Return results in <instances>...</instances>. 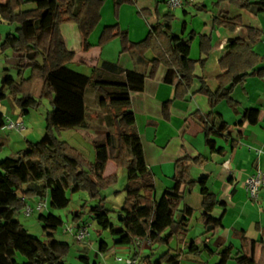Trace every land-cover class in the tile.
Here are the masks:
<instances>
[{
    "label": "trees",
    "instance_id": "trees-1",
    "mask_svg": "<svg viewBox=\"0 0 264 264\" xmlns=\"http://www.w3.org/2000/svg\"><path fill=\"white\" fill-rule=\"evenodd\" d=\"M136 0H114L117 10L122 4H134ZM254 14L264 12V1L255 0H217L214 8L223 3ZM34 4L32 9H23ZM104 6L103 0H6L0 1V25H17L15 33L8 34L2 49H12L18 58L19 81L4 75L1 80L0 101L13 96L21 116L26 117L31 110L41 106L42 99L49 100L51 111L46 118V133L42 140L30 144L28 149L19 152L17 157H8L0 163V264H67L71 251L69 243L56 240L55 233L64 225L60 217L51 213H39L38 221L48 242L35 238L17 219V215L27 205V200L47 199L53 210H65L71 204L70 195L86 192L98 204L90 209L91 218L99 227V234L109 231L115 246H135L139 240H148L152 246H170L188 231L194 217V210L186 203V191L199 187L203 197L202 215L199 221L205 226L207 234L215 233L222 227L224 214L217 219L212 216L217 207L225 208L216 195L208 188V178L198 182L190 177L194 164L207 160L199 157H185L175 164L172 178L173 186L167 188L162 197L156 199L155 176L145 159L143 142L139 134L136 117L132 111V94L143 92L146 74L136 71L124 72L117 65L105 63L93 70L90 76L69 68L76 54L64 40L61 27L75 24L84 37L85 51L91 50L89 39L99 23ZM157 12V11H156ZM151 28L145 40L133 43L128 34L119 26L103 30L98 46L104 48L116 39L121 41V54L128 53L143 60L148 53L153 55L149 77H154L157 69H167L165 81L176 87L174 101L184 100L195 84L200 88L195 94L208 98L211 112L208 115L195 113L202 124L205 143L211 154H224L217 148L213 138L229 139L225 135L228 124L215 112L217 106L226 102L238 113L240 107L232 98L237 87H244L249 78L264 79V68L260 67L261 57L254 51L255 45L263 38L262 31L247 27V39H229L225 45L226 55L219 62L223 74L218 78V88L213 91L204 77L196 75L199 66L204 70L213 50L212 35L200 37V51L203 58L195 61L182 56L183 50L190 47L191 40L174 35L167 29L174 16L170 13L161 17ZM213 30L224 29L234 33L244 27L242 17L232 18L220 13L212 19ZM182 51V52H181ZM31 70L29 78L25 73ZM113 73L112 75H108ZM37 82L43 83L39 100L33 97ZM95 93L101 107L107 108L110 115L107 124L114 130L105 138L93 142L95 162H90L65 141L59 140L57 133L75 129H90L92 120L87 103L88 94ZM173 102L164 104L165 109ZM259 110L248 109L243 118L249 124L257 125ZM97 119H100L98 116ZM6 125L0 114V130ZM6 141L0 139V151ZM234 148V143H232ZM113 163L117 169L127 172L124 187L126 199L118 212L119 226L112 223V211L106 207L103 191L117 183L118 176H105L104 165ZM34 202V203H36ZM82 212L73 217L78 227H82ZM101 236V235H100ZM233 247L229 246L219 254L217 264L232 261ZM109 243L99 244V253L106 254ZM29 253V260H18L19 254ZM188 253L201 255L203 250L192 243ZM138 258V254L134 255ZM151 258L147 261L150 262ZM180 255L168 250L155 264H179ZM83 264H91L88 256L80 257ZM236 264H264V247L259 263L254 258L242 255L235 259Z\"/></svg>",
    "mask_w": 264,
    "mask_h": 264
},
{
    "label": "crops",
    "instance_id": "crops-1",
    "mask_svg": "<svg viewBox=\"0 0 264 264\" xmlns=\"http://www.w3.org/2000/svg\"><path fill=\"white\" fill-rule=\"evenodd\" d=\"M0 1L4 3L6 0ZM103 1L101 22L89 39L92 46L90 51H85L84 37L75 24H65L61 27L67 47L76 54L74 61L69 64V68L90 76L94 69H99L103 64L108 63L117 65L124 72L136 71L146 74L143 92L133 93L131 99L132 111L135 114L137 128L143 142L146 163L155 176L156 199L159 200L166 189L173 186L172 178L178 160L185 157L192 159L202 157L207 161L200 165H192L190 177L196 182L207 177L210 192L216 195L226 207L215 208L212 216L219 219L224 214L223 225L215 233L207 234L205 226L199 221V217L203 213L201 208L203 197L200 188L197 187L193 191L185 192L186 203L194 210V217L188 231L178 239H174L168 249L159 250L152 246L148 240H142L137 250H133L131 246L113 247V238V241L109 243L110 250L106 254H102L99 253V244L103 241L104 235L103 233L99 234L98 230V242L90 241L86 246H79L80 257L88 256L91 264H117L116 257L119 255L128 257L138 254L139 264H155L170 249L173 255H180L179 264H217L219 254L227 247L232 246L234 248L232 259L235 260L246 255L259 263L264 247V189L260 192L259 199L255 201L250 198L245 181L257 170H264V79L249 78L243 88L237 87L234 90L232 98L240 106L238 113L231 109L226 102L217 106L215 112L219 113L228 124L225 135L229 136V139L227 141L218 137L213 138L217 143V148L224 150V154L212 155L205 143L203 126L195 118L196 112L201 115H208L211 112L208 98L201 94H195L200 88L199 84H195L191 93L184 100L174 101L176 87L166 83L167 69L164 66L157 69L154 77H149L152 67L148 62L153 60L151 53L140 60L128 53L121 54L122 45L119 39L104 48H100L98 43L103 30L112 26H119L121 31L128 34L131 42L139 43L146 39L151 28L157 24V12L161 17L170 13L174 16V21L167 26V29L178 37L187 41L191 40L190 47L181 51L185 58L195 61L203 58L200 51V37L212 35L213 50L210 58L204 70L197 67L196 75L204 77L209 87L215 91L218 88L217 80L223 74L219 62L226 55L225 45L229 39L235 37L246 40L247 27L256 28L263 33L262 41L255 45L254 51L261 57L260 67L264 68V12L254 14L240 10L227 2L221 4L219 8H214L217 0H183L182 6L175 10L169 7L168 0H136L134 4H122L117 10L114 0ZM32 5L35 7L34 4ZM222 12L229 14L232 18L242 17L244 27L237 29L234 33L224 29L213 30L212 19ZM20 56L14 54L13 58L18 61ZM28 72L26 71V73ZM42 89L43 83L37 82L32 92L35 99H40ZM91 94L93 97L96 96L95 93H90L88 97ZM89 99L87 98V103ZM169 101L173 104L165 109L164 104ZM248 109L259 110L257 125H251L243 118L244 112ZM0 114L4 116L6 124L9 120L25 124V119L21 116L19 108L18 116L11 117L2 109ZM33 121L35 120L33 119ZM36 125L39 126L38 133L34 128L30 135H34V133L36 135L32 139L15 133L17 136H15L14 142H17L18 145L13 154L25 151L30 144H36L42 140L46 133L44 122L43 125H40V121H37ZM5 127L0 130V139L7 142L11 135H3V132L12 131L6 130ZM75 131L83 133L86 137H89L87 134L92 132L91 140L93 142L108 135L107 133L102 136V131L91 129L79 128ZM232 143H234V148H232ZM76 149L78 150L77 147ZM3 160L5 159H0V163ZM108 168L111 171L114 169L118 171L113 163H107L104 165L106 177L110 175ZM158 190L162 192L159 198H157ZM192 201H197L198 207L194 206ZM27 202L34 206L36 201L27 200ZM72 236L74 237V235ZM192 243L203 250L201 255L188 253V247ZM157 252L161 255L155 262L153 259L150 262L147 261ZM19 255L23 261L29 260L24 258L23 254ZM229 264L236 263L230 261Z\"/></svg>",
    "mask_w": 264,
    "mask_h": 264
},
{
    "label": "rangeland",
    "instance_id": "rangeland-1",
    "mask_svg": "<svg viewBox=\"0 0 264 264\" xmlns=\"http://www.w3.org/2000/svg\"><path fill=\"white\" fill-rule=\"evenodd\" d=\"M34 7L32 4H28L25 6L23 9H31ZM17 25H9V24H2L0 25V35L2 36V39L0 40V87H1V80L4 75H8V77L13 78L15 80L19 81V68H18V62L13 58V55L15 54L12 49H2V43L3 40L5 39L6 35L8 33H15L17 29ZM8 29V30H7ZM8 31V32H7ZM28 73H25V78H29L31 74V70H28ZM92 95V94H91ZM89 96L88 98V106L91 114L92 120L90 121L91 124V130L93 131H99L103 132L102 136H105V134H109L113 132V128L107 124L106 117L110 115V111L107 108H103L100 106L98 102V96L93 95ZM94 98V99H93ZM39 100V99H38ZM41 103V106L38 109L31 110V113L23 117L25 119V124L27 129L22 132H3V135H11L10 140L6 142V147L4 150L0 151V159L6 157H17L18 154H13L14 149L17 147L18 143L14 142L15 133L20 134L22 137L23 136H28L30 139L33 138L34 135H30L32 133L33 129L35 128V132L38 131V127L36 125L37 121H40V125H43L44 122V128H46V118L51 111V105L48 99L43 98ZM1 109L5 111L8 115L13 116H18V107L15 103V100L13 96L9 92H7V97L5 100L0 101V111ZM20 110V109H19ZM100 117V119H97V117ZM14 119V118H13ZM33 119L36 121H33ZM15 120V119H14ZM76 130V129H75ZM75 130L71 131H62L60 133H57V136L59 140L65 141L71 146L77 147L80 153L85 157L90 162L95 161V149H94V144L93 141L91 140V135L93 134L92 132L88 133L87 135L89 137H86L83 133L81 132H76ZM38 133V132H37ZM20 137V136H19ZM106 137V136H105ZM105 137H101L105 138ZM116 168V167H115ZM110 173L109 176L112 175H117L118 176V181L117 183H114L113 185L109 186L107 189L103 191V196L105 198V203L106 207L112 211L111 218H112V223L115 225V228L119 226L118 223V212L122 209L125 199H126V194L123 191L124 186L127 183V172L125 170L122 171V169H118L116 171H111L110 168H108V174ZM112 173V174H111ZM108 176V177H109ZM162 192L158 190L157 192V198L160 197ZM71 197V204L70 206L65 209V210H53L50 207L46 209L44 212L46 214L48 213H53L55 215H58L62 217L64 221L63 227H61L56 233H55V238L59 241L62 242H67L70 244L71 251L69 255L66 258L67 264H83L80 262V245L86 246L87 242L90 241H95L98 242V230L99 227L97 223L91 218L89 212L90 209L98 204L97 201H92L89 197V195L86 192H79L73 195H70ZM193 205L198 207V202L197 201H192ZM29 205V204H28ZM82 212V224L83 226H88L90 236L85 242H79L76 237H73L72 233H64V230L68 226L76 225V223L73 221V217L75 214ZM39 213H34L31 216H27L24 214L23 211H21L17 215V219L21 222V224L29 231L30 235H32L35 238L41 239L44 242H47V236L42 230V226L38 221ZM103 240H106L108 243L113 241V238L110 234L109 231H105L103 233ZM171 245V244H170ZM133 250L139 249L137 245L131 246ZM159 250L164 251V249H168L169 246H163V247H157ZM158 251V250H157ZM161 251V252H162ZM158 253V254H157ZM154 256H152L151 259H153V262H155L161 254L157 252ZM24 258H29V253H24L23 254ZM118 257H123L126 258L127 256L125 255H119L116 257V263ZM18 260L22 263V257L21 255L18 256ZM94 261V259H93ZM235 262L234 259H232V262ZM156 263V262H155ZM154 264V263H153ZM169 264V263H165Z\"/></svg>",
    "mask_w": 264,
    "mask_h": 264
},
{
    "label": "built area",
    "instance_id": "built-area-1",
    "mask_svg": "<svg viewBox=\"0 0 264 264\" xmlns=\"http://www.w3.org/2000/svg\"><path fill=\"white\" fill-rule=\"evenodd\" d=\"M169 7L173 10L178 9L182 6L183 0H168ZM6 130L13 132H24L26 130V126L23 122H15L9 120L5 127ZM246 190L251 199L257 201L259 199L260 192L264 189V170H257L255 174L250 176L245 181ZM23 210L24 214L27 216H31L34 213H43L46 209L49 208V202L47 199L39 200L35 203L34 206L29 204ZM64 233H72L74 237L78 239L79 242H85L89 236L90 232L88 226L78 227L77 225L68 226ZM142 240L137 241L136 245L139 247ZM118 264H139V260L134 256H128L126 258L118 257Z\"/></svg>",
    "mask_w": 264,
    "mask_h": 264
}]
</instances>
